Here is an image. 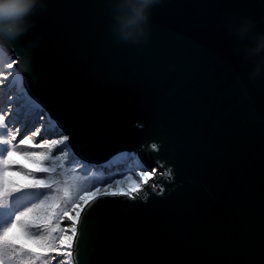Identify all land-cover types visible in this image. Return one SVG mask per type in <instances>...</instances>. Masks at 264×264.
I'll use <instances>...</instances> for the list:
<instances>
[{"label": "water", "instance_id": "95a60500", "mask_svg": "<svg viewBox=\"0 0 264 264\" xmlns=\"http://www.w3.org/2000/svg\"><path fill=\"white\" fill-rule=\"evenodd\" d=\"M44 3L6 51L27 97L75 157L160 170L82 213L81 264H264V86L242 93L224 24L264 0H161L147 44L113 38L108 0Z\"/></svg>", "mask_w": 264, "mask_h": 264}, {"label": "snow or ice", "instance_id": "6c2138e0", "mask_svg": "<svg viewBox=\"0 0 264 264\" xmlns=\"http://www.w3.org/2000/svg\"><path fill=\"white\" fill-rule=\"evenodd\" d=\"M13 63L16 61L6 64V68L11 69ZM13 76L11 72L0 73V84ZM17 79L11 83L16 84ZM23 101L25 109L35 107L28 97L24 96ZM6 116L8 112L0 109V217H6L0 223V264H52L57 257H61L57 264H81L75 242L80 235L78 225L87 220L82 213L104 196L135 199L154 180L156 170L142 169L123 180L99 186L94 183L88 188L81 186L79 176L61 180L58 175L64 162L53 153L65 140L44 138L37 143L41 127L17 140L24 129L6 120ZM16 154L33 167L17 165L11 159ZM10 176L20 177L23 182ZM34 199L39 202H32ZM65 220L70 222L68 227L61 226Z\"/></svg>", "mask_w": 264, "mask_h": 264}, {"label": "clouds", "instance_id": "9594fccd", "mask_svg": "<svg viewBox=\"0 0 264 264\" xmlns=\"http://www.w3.org/2000/svg\"><path fill=\"white\" fill-rule=\"evenodd\" d=\"M161 0H108L111 23L109 30L120 42L138 44L148 42L151 9ZM46 10L44 0H0V53H6L21 36L34 26L31 19L38 11ZM228 33L233 37V52L247 71L236 83L245 96L251 86H264V17L259 21L241 13L224 19ZM39 37L24 45V67L30 63L32 48Z\"/></svg>", "mask_w": 264, "mask_h": 264}, {"label": "rangeland", "instance_id": "374dc122", "mask_svg": "<svg viewBox=\"0 0 264 264\" xmlns=\"http://www.w3.org/2000/svg\"><path fill=\"white\" fill-rule=\"evenodd\" d=\"M13 61H15V60L12 58L11 54H9V53L5 54L4 59L3 60L0 59V73L7 74L9 72V69L6 68V64L12 63ZM1 85L2 84H0V87H1ZM19 86H20V84L18 82H16V84H12L11 82H10V84H8V87L6 88V91H5L7 96L3 97L2 100H0L1 101L0 109H2V106H4V103L6 102V100L9 99L11 92L13 90H16V89L19 90L18 89ZM32 104H33V102H32ZM41 114H42L41 109L28 108V109H25L24 111H22L20 115L14 116L13 119H10V118L8 119V121L13 122L17 127H21L24 129V131L21 132L20 135L17 137V140L22 138V136L24 134H30V132L34 131L37 127H41L42 128V132L40 133L41 136L36 137L37 143L42 141V139H44V138L61 139V140H65V142H66L67 136L58 133L57 129H54L53 133H49V132L44 131V127H46V126H43V125H47V124L44 121L42 122L43 118H42ZM67 149H68L67 146L61 144L54 150V153H53L54 155L61 156V159L64 162V167L59 170V175H58L59 179H61V180L65 179V178L71 179L73 176H79L82 178L80 181L81 186L84 188H88L92 184L96 183V181L104 175L103 168H101L100 166L95 167L92 165H88L82 161H79L78 159L72 158ZM35 150L39 151L40 149H35ZM14 161L17 162V165H23V166H26L28 168L33 167L28 161L24 160L23 157H21L18 154H16ZM73 168H75V171H73ZM136 171H138V170H135L134 173ZM115 173L118 174L119 172H115ZM38 175H41V174H38ZM124 175H128V173L127 172L124 173L123 176H121V178H124L125 177ZM13 179H16V178H13ZM115 179L117 180V179H119V177H116ZM17 180H20L21 182H23L21 180V178H17ZM97 186H99V184ZM40 191H44L47 193V190L42 189ZM43 198H44L43 196L40 197V199H43ZM32 202L38 203L39 201L34 199ZM30 205L31 204H27L26 206L30 207ZM70 215H74V213H71ZM4 219H6V217H0V221H2V223H3ZM61 224L63 225V227H68L70 225V222L65 220ZM60 259H61V257H57L56 260L52 261V264H57V260H60Z\"/></svg>", "mask_w": 264, "mask_h": 264}, {"label": "bare ground", "instance_id": "6f19581e", "mask_svg": "<svg viewBox=\"0 0 264 264\" xmlns=\"http://www.w3.org/2000/svg\"><path fill=\"white\" fill-rule=\"evenodd\" d=\"M9 72H11V73H13L14 74V76L13 77H10L9 78V81L10 80H12V79H16L17 77H18V82H21L20 84H22L23 82H22V75H21V73L19 72V70L17 69V67L13 64V67L11 68V69H9ZM8 81V82H9ZM22 87L24 88V86L22 85ZM21 88V87H20ZM25 89V88H24ZM23 94L27 97L28 95H26L25 94V92L23 91ZM20 95H21V93H20ZM22 97V99H23V96H21ZM66 143V142H65ZM65 143L63 144V145H65ZM152 169H155L156 170V172H157V174L158 173H160V170H159V168L156 166V167H154V168H152ZM152 169H150L149 171H151ZM139 170H141V169H139ZM147 170V169H146ZM134 179H137L138 180V178H136V177H133ZM124 178H122V179H120V180H123ZM151 182V181H150ZM112 183H114V182H112Z\"/></svg>", "mask_w": 264, "mask_h": 264}, {"label": "trees", "instance_id": "16d2710c", "mask_svg": "<svg viewBox=\"0 0 264 264\" xmlns=\"http://www.w3.org/2000/svg\"><path fill=\"white\" fill-rule=\"evenodd\" d=\"M15 156L16 155H14L11 159L12 160H15ZM80 161V160H79ZM116 176H121L120 174L118 175H116V174H113V175H110V174H104L102 177H100V179H98L97 181H96V185H100V184H106V183H108V182H110L113 178H115ZM9 178H11V179H13V178H20V177H9ZM31 206V205H30ZM72 212H70L69 214H71ZM0 223H2V221H0ZM64 224V223H63ZM61 226L63 227V225L61 224Z\"/></svg>", "mask_w": 264, "mask_h": 264}]
</instances>
